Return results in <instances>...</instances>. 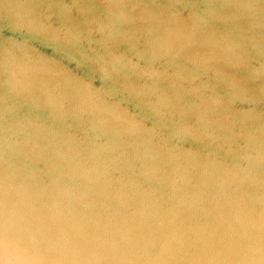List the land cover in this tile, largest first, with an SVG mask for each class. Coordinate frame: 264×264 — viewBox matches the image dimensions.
I'll list each match as a JSON object with an SVG mask.
<instances>
[{
    "label": "water",
    "instance_id": "95a60500",
    "mask_svg": "<svg viewBox=\"0 0 264 264\" xmlns=\"http://www.w3.org/2000/svg\"><path fill=\"white\" fill-rule=\"evenodd\" d=\"M0 264H264V0H0Z\"/></svg>",
    "mask_w": 264,
    "mask_h": 264
}]
</instances>
